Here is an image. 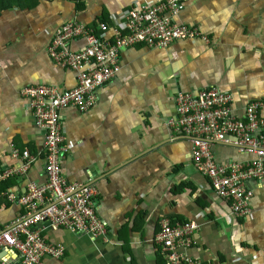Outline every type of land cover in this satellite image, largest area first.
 <instances>
[{
  "label": "crops",
  "instance_id": "0c3cea01",
  "mask_svg": "<svg viewBox=\"0 0 264 264\" xmlns=\"http://www.w3.org/2000/svg\"><path fill=\"white\" fill-rule=\"evenodd\" d=\"M161 0H25L0 10V170L18 168L14 152L27 150L36 161L25 176L0 182V224L20 211L1 198L26 184L45 182L43 131L33 120L22 90L48 85L67 90L75 72L54 64L47 46L64 23L97 29L144 3ZM175 21L193 25L202 36L166 49L136 45L118 53L120 69L95 90L86 111L60 112L67 146L62 174L68 182L95 190V210L106 222V238L47 227L48 241L64 248L60 259L42 264H167L157 251L160 222H197L187 253L199 264H264V180L250 182L252 212L234 218L214 193L209 179L194 168L191 146L167 126L175 118L176 92L219 87L232 94L234 110L264 101V0H184ZM17 3V2H15ZM81 39L70 43L82 48ZM264 121V107L260 111ZM219 163L250 159L232 147L213 146ZM3 186V187H2Z\"/></svg>",
  "mask_w": 264,
  "mask_h": 264
},
{
  "label": "built area",
  "instance_id": "2783aa9c",
  "mask_svg": "<svg viewBox=\"0 0 264 264\" xmlns=\"http://www.w3.org/2000/svg\"><path fill=\"white\" fill-rule=\"evenodd\" d=\"M184 0L144 3L113 18L112 36L108 27L97 29L78 22L64 23L53 34L47 55L57 66L75 72V85L67 90L53 86H29L22 90L28 99L35 125L43 131L45 182L26 184L24 193L4 190L1 198L20 211L12 222L0 224V264H42L47 256L60 259L64 248L47 240V227L64 229L92 238H106L109 227L95 210V190L90 185L68 182L61 164L67 152L61 131L60 112L74 108L83 112L95 101V90L110 82L120 69L118 53L136 45L166 49L176 42L205 39L198 27L175 21L184 10ZM81 39L82 48L72 50L70 43ZM175 118L167 126L188 140L190 159L197 171L207 177L216 196L228 204L234 218H246L252 212L254 190L250 182L264 180V121L260 111L263 100L247 104L239 118L231 93L219 87H207L197 93L177 91ZM234 148L250 159L219 163L213 146ZM18 168L0 170V182L25 176L36 161L27 150L14 152ZM198 224L194 221L160 222L155 234L157 251L167 264H199L187 253L194 242Z\"/></svg>",
  "mask_w": 264,
  "mask_h": 264
},
{
  "label": "trees",
  "instance_id": "16d2710c",
  "mask_svg": "<svg viewBox=\"0 0 264 264\" xmlns=\"http://www.w3.org/2000/svg\"><path fill=\"white\" fill-rule=\"evenodd\" d=\"M25 0H0V10L3 8H9L11 6L22 4ZM30 1V0H28ZM17 2V3H15ZM35 2V0H32V3ZM22 6V5H19ZM3 187V186H2ZM1 200V199H0Z\"/></svg>",
  "mask_w": 264,
  "mask_h": 264
}]
</instances>
